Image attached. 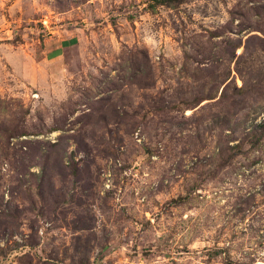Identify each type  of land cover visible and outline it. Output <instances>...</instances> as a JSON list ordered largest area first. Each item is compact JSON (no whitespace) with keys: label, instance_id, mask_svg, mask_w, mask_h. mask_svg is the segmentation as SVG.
<instances>
[{"label":"rangeland","instance_id":"rangeland-1","mask_svg":"<svg viewBox=\"0 0 264 264\" xmlns=\"http://www.w3.org/2000/svg\"><path fill=\"white\" fill-rule=\"evenodd\" d=\"M0 264H264V0H0Z\"/></svg>","mask_w":264,"mask_h":264}]
</instances>
